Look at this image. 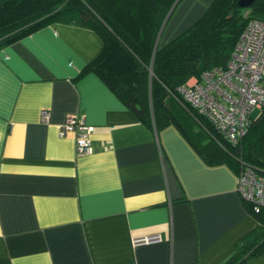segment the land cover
<instances>
[{
	"label": "crops",
	"instance_id": "1",
	"mask_svg": "<svg viewBox=\"0 0 264 264\" xmlns=\"http://www.w3.org/2000/svg\"><path fill=\"white\" fill-rule=\"evenodd\" d=\"M211 1L181 0L158 44ZM102 45L56 22L0 48V264H225L258 226L239 168L205 163L174 126L148 128L83 73ZM67 116L94 126L91 153L59 135Z\"/></svg>",
	"mask_w": 264,
	"mask_h": 264
},
{
	"label": "trees",
	"instance_id": "2",
	"mask_svg": "<svg viewBox=\"0 0 264 264\" xmlns=\"http://www.w3.org/2000/svg\"><path fill=\"white\" fill-rule=\"evenodd\" d=\"M237 1L212 0L194 23L159 45L164 21L181 0H0V48L56 22L89 28L103 45L83 73H95L141 123L156 131L174 126L209 165L234 163L239 174L249 166L264 176V108L232 144L178 91L190 78L224 68L247 22L264 20V0L245 8ZM243 202L258 226L225 264L264 255V209Z\"/></svg>",
	"mask_w": 264,
	"mask_h": 264
},
{
	"label": "built area",
	"instance_id": "3",
	"mask_svg": "<svg viewBox=\"0 0 264 264\" xmlns=\"http://www.w3.org/2000/svg\"><path fill=\"white\" fill-rule=\"evenodd\" d=\"M178 91L227 141L236 144L247 131L250 112L264 108V20L247 22L224 68L206 70L180 85ZM48 117L43 111V121ZM58 129L60 136L74 134L77 155L92 152L93 125L67 116ZM237 192L256 212L264 209V176L253 168L247 166L241 171ZM158 240L159 236H153L134 240L133 244Z\"/></svg>",
	"mask_w": 264,
	"mask_h": 264
},
{
	"label": "water",
	"instance_id": "4",
	"mask_svg": "<svg viewBox=\"0 0 264 264\" xmlns=\"http://www.w3.org/2000/svg\"><path fill=\"white\" fill-rule=\"evenodd\" d=\"M255 0H238L237 1V5L241 8H245L250 6ZM169 15L167 16L166 20L164 21V24L166 23L167 19H168ZM163 24V26H164ZM157 46V44H156Z\"/></svg>",
	"mask_w": 264,
	"mask_h": 264
},
{
	"label": "rangeland",
	"instance_id": "5",
	"mask_svg": "<svg viewBox=\"0 0 264 264\" xmlns=\"http://www.w3.org/2000/svg\"><path fill=\"white\" fill-rule=\"evenodd\" d=\"M259 115V110L253 109L249 114V119L254 120ZM239 142V141H238Z\"/></svg>",
	"mask_w": 264,
	"mask_h": 264
}]
</instances>
